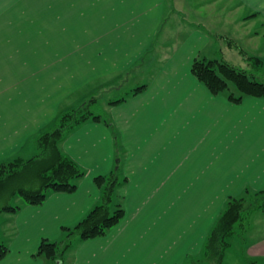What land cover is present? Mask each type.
I'll list each match as a JSON object with an SVG mask.
<instances>
[{
    "label": "crops",
    "instance_id": "crops-1",
    "mask_svg": "<svg viewBox=\"0 0 264 264\" xmlns=\"http://www.w3.org/2000/svg\"><path fill=\"white\" fill-rule=\"evenodd\" d=\"M254 43L264 45V0H0V162L33 157L62 111L99 94L113 121L68 134L60 146L86 175L75 192L1 219L10 250L0 264H52L36 256L40 243L60 240L100 203L95 179L115 168L127 178L126 215L64 264L200 254L227 199L264 189V97L214 95L192 65L201 57L248 69L255 56L263 67ZM128 82L146 87L119 103L101 94ZM254 228L246 251L260 263L264 224Z\"/></svg>",
    "mask_w": 264,
    "mask_h": 264
},
{
    "label": "trees",
    "instance_id": "trees-1",
    "mask_svg": "<svg viewBox=\"0 0 264 264\" xmlns=\"http://www.w3.org/2000/svg\"><path fill=\"white\" fill-rule=\"evenodd\" d=\"M254 60L261 66V58L255 57ZM192 72L214 95H225L232 102L240 103L247 96L264 97L263 80L252 76L253 73L248 69L227 61L198 57L193 62ZM132 85H120L122 89L126 87L124 91L127 93L112 103L126 100L146 87V84L135 87ZM89 101L93 103L98 100L93 97ZM99 104L101 108L102 105ZM90 119L103 120L113 126V121L103 106L97 111L84 102L78 107L62 111L54 125L35 138L38 151L35 156L29 159L15 157L0 162V260L10 250L1 231L2 214L17 213L23 205H42L52 193H73L78 189L86 170L64 152L60 145L68 134ZM95 181L102 186L100 203L77 224L64 227V236L60 240L43 239L36 256L43 255L52 264H64L68 251L79 242L106 236L122 221L126 209L120 190L127 178L122 177V172L115 168L107 176L96 177ZM118 194L120 199L116 198ZM15 197L21 198L19 204L12 203ZM257 211L264 216V189L253 191L248 188L239 196H230L200 254L189 255L187 258L192 259L195 264H224L231 236L244 232L246 215ZM249 259L252 264L258 262L257 259ZM188 264L192 262L189 261Z\"/></svg>",
    "mask_w": 264,
    "mask_h": 264
},
{
    "label": "rangeland",
    "instance_id": "rangeland-1",
    "mask_svg": "<svg viewBox=\"0 0 264 264\" xmlns=\"http://www.w3.org/2000/svg\"><path fill=\"white\" fill-rule=\"evenodd\" d=\"M254 53H257L258 55L262 56L264 55V51H260L259 50H263V44L262 43H254ZM253 52V51H252ZM252 52L250 54H252ZM250 56V55H249ZM231 59L238 64L239 66H241L243 63H245L243 60H241V57L238 54L235 55H231L230 56ZM254 57L249 58L248 64L246 66H244L245 68H248L249 71H251L253 73L252 76H255V78L259 79V80H263L264 81V66H260L259 62H257L256 60H254ZM257 58V57H256ZM262 59V58H261ZM263 60V59H262ZM261 60V62H262ZM132 85L134 83H127L126 87L129 85ZM125 93V91H114V90H106L105 92H102L101 94H104L105 97L104 98H109V99H114V98H118L119 96H122ZM99 96H101L99 94ZM98 95L96 96L99 97ZM93 98V97H92ZM95 98V97H94ZM103 97H99L97 98L98 101H94L93 103H91L89 100L86 101V104H88L89 106H93L94 109H96L97 111H99L101 108L99 107L101 103V105L103 104L102 101H100L99 99H102ZM100 108V109H99ZM38 151H34L32 153L27 154V156L29 155V157L34 156L35 154H37ZM121 187V189L125 188ZM124 191V189H123ZM186 195H184L185 197ZM117 199L119 197H116ZM21 198H17L15 197L14 200H12V203L14 204H19ZM225 206V204H224ZM223 206V208H224ZM222 208V210H223ZM222 212V211H221ZM182 215V214H180ZM178 215L176 217V224L178 222ZM7 213L2 214V218L6 217ZM245 231L244 232H239L234 234L233 236H231L230 238V246L227 249L226 255H225V259H224V264H252L250 262L249 257L247 256V251H246V246L248 243V238L256 235L257 231H255L254 226H256V224H259L260 226L264 224V216L261 212L257 211V212H252V213H248L246 215L245 218ZM242 230V228H241ZM199 254H191V256H198ZM252 259V258H251ZM191 261L192 264H195V262L192 259H188L185 255H182L180 253H176V257H175V264H188V262ZM255 264H264V262H260V263H255Z\"/></svg>",
    "mask_w": 264,
    "mask_h": 264
}]
</instances>
